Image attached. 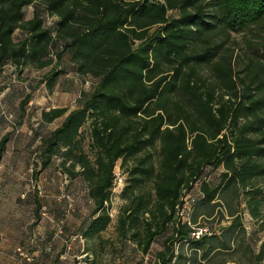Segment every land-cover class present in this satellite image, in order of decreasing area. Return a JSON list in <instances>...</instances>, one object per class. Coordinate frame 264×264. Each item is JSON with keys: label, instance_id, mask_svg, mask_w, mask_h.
I'll use <instances>...</instances> for the list:
<instances>
[{"label": "trees", "instance_id": "16d2710c", "mask_svg": "<svg viewBox=\"0 0 264 264\" xmlns=\"http://www.w3.org/2000/svg\"><path fill=\"white\" fill-rule=\"evenodd\" d=\"M29 5L34 8L26 19ZM169 10L178 15L170 17ZM44 16L54 21L47 26ZM263 22L264 0H0V72L8 64L18 71L49 67L37 86L52 92L62 57L68 55L77 74L96 80L89 93L79 95L76 108L41 112L46 123L65 116L41 139L36 166L45 169L61 155L72 169L80 168L88 186L94 207L81 238H100L110 224L104 202L119 162L126 177L118 235L148 255L155 239L171 230L154 252L153 264H264V239L257 250L240 246L245 227L229 206L220 209L229 219L226 225L198 240L190 238L194 227L207 225L196 221L197 210L210 206L205 214L211 216L221 192L231 188L245 197L257 231L264 232V191L248 188L264 176V116L258 115L264 109V78L257 85L261 95L252 96L247 86L242 98L228 105L223 100L227 91L216 96L200 76V69L211 65L237 97L233 69L214 61L218 45L210 46V38ZM17 29L25 37L15 41ZM31 99L32 91L20 101L21 111ZM250 116L257 119L261 137L250 134L257 130L253 122L237 128L241 118ZM87 120L92 159L80 138ZM8 140L7 133L0 138V159ZM207 167L222 168L218 185L203 176ZM199 181L190 223L178 222L180 198ZM35 202L37 211L41 204Z\"/></svg>", "mask_w": 264, "mask_h": 264}, {"label": "rangeland", "instance_id": "374dc122", "mask_svg": "<svg viewBox=\"0 0 264 264\" xmlns=\"http://www.w3.org/2000/svg\"><path fill=\"white\" fill-rule=\"evenodd\" d=\"M33 8L32 5L25 7L26 19L31 17ZM168 15L176 17L178 12L169 10ZM44 19L47 26L54 21L52 17L44 16ZM24 37L20 29L13 33L15 41ZM209 45H218L214 61L223 65L230 63L237 85L235 97L221 83L214 68L204 65L200 76L205 84L213 86L216 96L227 91L223 100L228 105L236 103L247 86L252 96L261 95L257 85L264 78V22L239 31L212 35ZM48 69L25 67L18 71L8 64L0 72V138L6 133L9 137L0 159V264H88L87 257L81 256L82 249L92 256L93 261L89 264H141L145 255L133 241L120 237L116 230L117 216L123 204L121 198L112 201L110 206L116 213L101 237L82 241L80 234L91 218L94 205L87 197L88 186L79 175L80 168L75 165L72 169L71 161L65 162L61 155L54 156L45 169L39 170L36 166L40 161L41 139L62 122L61 118L51 123L42 121V110L51 104L65 106L69 110L76 108L79 95L89 93L96 82L90 76L77 74L68 55H64L59 66L62 73L53 91L48 92L43 84L37 86ZM30 91L32 99L21 111L19 103ZM258 115L263 117L264 109ZM247 122H253V127L257 129L258 121L253 116L241 118L237 128ZM90 128V120H87L81 128L80 138L83 152L92 159ZM260 132L257 129L250 134L261 137ZM36 171L38 176L35 179L33 173ZM221 171V167L216 170L207 167L203 176L215 186L220 182ZM200 181L189 192L196 198ZM250 186L264 191V176L253 179L248 188ZM221 197L215 201L217 205L211 216L205 214L211 212L210 206L197 210L196 221L207 224L215 231L228 223L229 219L220 215V209L229 206L238 211L245 227V242L239 241V245L257 250L264 239V232L257 231V219L249 214L245 197L234 188L222 191ZM36 200L41 204L37 211ZM260 210L264 215V203ZM170 234L171 230H167L155 239L146 255L147 264H153L154 252L162 248L163 239ZM75 235L79 237L66 251L65 242ZM48 243L50 251L46 250ZM17 246H23L32 253L34 261L26 263L18 259L15 253Z\"/></svg>", "mask_w": 264, "mask_h": 264}, {"label": "built area", "instance_id": "2783aa9c", "mask_svg": "<svg viewBox=\"0 0 264 264\" xmlns=\"http://www.w3.org/2000/svg\"><path fill=\"white\" fill-rule=\"evenodd\" d=\"M125 177H126V173L120 167L119 162H117L113 170V182L110 189L109 200L104 202V205L108 208V214L110 218H113V215L116 213V211H113L111 209L110 205L114 199L120 198V193L125 185ZM195 185L196 183L194 184V186ZM196 199L197 198L194 195H191L190 193H184V195L180 198V203L176 206V212H175V218L177 219L178 222L190 223L189 215ZM211 234H212V230L209 226L207 225L197 226L193 228L190 238L192 240H198L202 236L211 235ZM78 237L79 236L75 235L74 237H71L65 242L66 251L70 249L71 244L74 242L75 238ZM46 250L47 251L51 250L50 243L47 244ZM15 253L18 259H20L21 261H24L26 263H32L34 261L33 254L27 251L23 246H17L15 248ZM81 256L87 257L86 262L90 263L92 260V256L87 252H83ZM228 264H235V263H228Z\"/></svg>", "mask_w": 264, "mask_h": 264}, {"label": "crops", "instance_id": "0c3cea01", "mask_svg": "<svg viewBox=\"0 0 264 264\" xmlns=\"http://www.w3.org/2000/svg\"><path fill=\"white\" fill-rule=\"evenodd\" d=\"M51 107H65V106H61V105H54V104H51L49 107H47L46 108V110L47 109H49V108H51ZM65 116V115H64ZM64 116H62V117H60L62 120H63V118H64ZM57 119H59V118H57ZM57 119H55V120H57ZM85 240V242H88V239H83L82 241H84ZM82 252H84V250L82 249L81 250ZM147 257H146V255L144 256V260L142 261V263L141 264H147Z\"/></svg>", "mask_w": 264, "mask_h": 264}]
</instances>
